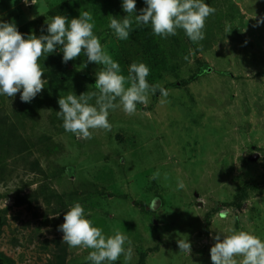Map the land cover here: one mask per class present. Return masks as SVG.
<instances>
[{
  "label": "rangeland",
  "instance_id": "374dc122",
  "mask_svg": "<svg viewBox=\"0 0 264 264\" xmlns=\"http://www.w3.org/2000/svg\"><path fill=\"white\" fill-rule=\"evenodd\" d=\"M66 2L72 4L76 18L90 11L94 19L95 5H108V0H40L28 6L0 0V21H14L20 32L39 36L43 29L47 35L48 13ZM205 3L216 9L206 20L205 39L194 44L184 37L176 50L170 37L162 39L170 71L155 69L147 77L148 83L154 81L150 85L160 83L169 90L166 103H160L157 91L147 106L138 105L132 115L122 107L110 110L111 130L92 129L88 140L64 130L62 118L56 115L57 101L69 92L79 96L96 91L99 66L83 67L87 60L83 53L66 63L67 80H56L51 89L53 106L44 104L35 118L23 121L22 133L32 141L49 138L48 151L40 146L31 157L40 159L43 176L11 159L7 162L11 176L0 182V211L7 210L0 253L15 264H56L57 255L64 257L65 264H92L86 259L91 249L69 247L56 227L74 202L84 206L86 218L107 236L114 229L128 235L129 264H139L143 255V264H212L213 237L231 230L250 231L264 240V23L257 26L264 17V0ZM109 15L94 19V34L127 76L118 38L108 27ZM62 58L58 48L42 56L40 64L46 70V61L63 64ZM199 61L212 72L192 82ZM184 80L189 83L180 86ZM1 96L0 110L11 114L20 94ZM90 103L95 104V99ZM255 154L260 157L252 161ZM157 171L159 177L152 179ZM178 180L184 182L183 189H178ZM245 183L258 188L250 191L241 209L227 206ZM42 184L64 195L65 207L51 203L48 208L40 199L29 209L27 197ZM17 200L25 202L17 205ZM221 208L230 210L223 220L217 215ZM183 234L191 242L190 256L180 252L176 243ZM114 264H125L124 256Z\"/></svg>",
  "mask_w": 264,
  "mask_h": 264
},
{
  "label": "clouds",
  "instance_id": "9594fccd",
  "mask_svg": "<svg viewBox=\"0 0 264 264\" xmlns=\"http://www.w3.org/2000/svg\"><path fill=\"white\" fill-rule=\"evenodd\" d=\"M21 2L28 6V0ZM143 2L146 6L139 10V15L137 0H122V10L126 15L108 16V27L119 40L129 39L135 23L137 26L151 25L153 34L162 39L183 30L192 43L199 44L205 39L207 18L216 11L205 0ZM32 4H35V0H32ZM260 23H264V17L258 20L257 26ZM46 25L47 35L43 34L42 29L37 36L34 33H21L14 21H0V95L14 98L19 93L23 103H31L48 83L43 79L45 68L41 66L40 58L59 48L65 64L83 53L87 57L83 67H87L88 63L99 66L95 73L96 91H87L79 96L69 92L57 101L60 111L56 115L62 118L64 130L78 139H91L92 129L110 131V110L122 107L126 114L132 115L138 105L147 106L150 96L157 91L160 93V103H166L169 90L160 83H148L150 68L145 63L133 62L128 68V75L122 74L120 64L106 51L100 37L94 34L95 21L90 11H82L78 18L70 20L65 15H56ZM202 48L201 44V51ZM93 99L95 104L90 103ZM159 175L157 171L152 179H157ZM177 185L178 189L185 187L182 180H178ZM229 211L221 208L217 215L223 220ZM63 220L58 226V231L63 233L62 242L72 248L91 249L86 259L92 264H114L121 255L125 264L131 261L132 248H125L126 244L131 245L128 235L114 229V234L107 236L102 228L94 226L93 221L86 218L81 203L74 202L64 213ZM180 237L176 241L180 252L190 256L192 246L188 234ZM213 239L215 243L210 248L212 264H264V240L250 231L231 230V234L218 233Z\"/></svg>",
  "mask_w": 264,
  "mask_h": 264
},
{
  "label": "trees",
  "instance_id": "16d2710c",
  "mask_svg": "<svg viewBox=\"0 0 264 264\" xmlns=\"http://www.w3.org/2000/svg\"><path fill=\"white\" fill-rule=\"evenodd\" d=\"M114 5L116 8H114ZM71 3H61L55 9L50 10L48 13L49 18L56 15H65L70 19L76 18L73 8L71 7ZM146 5L143 0H137V15H139V10L144 8ZM94 19H100L107 14L111 13L116 17H123L126 13L122 10V0H108V5H95L94 8ZM113 32V31H110ZM23 34H28L26 31H21ZM184 37L188 38L184 31L182 32L178 30L177 35L170 36V39L173 41V50H176L180 45L181 39ZM162 38L156 36L151 31V25L146 26H137L135 23L132 25V31L128 40H119V49H120V57L124 60L125 66H123V70L128 72L129 66L133 62H143L149 68L150 71L156 69L157 72H169L168 65H170L169 60L164 54L162 48ZM54 59L46 61L48 64L47 69L45 70V75L43 79H46L48 83L45 85V93L42 98H38L37 96L31 101V103H23L19 100L18 107L11 110V114L5 113L3 110H0V182L4 181L5 178L10 177V172L8 173V163L11 159H13L14 163L19 162L29 169L30 172L40 174L43 176L44 169L42 168L41 161L38 158L32 159L36 152L40 150V146L46 147V152L49 149V138L44 135L41 137H37L35 141H32L28 138V136L23 134V121L24 119H33L35 118V114L38 113L40 108L45 104L46 106L52 105L51 95H52V87L55 88L54 83L56 80L65 81L67 80L66 71H69V65L57 64L53 65ZM56 61V59H55ZM212 72V68L206 65L203 61H199L198 72L195 73L190 80L192 82L198 80L200 77ZM222 75H226V73L222 72ZM154 81H149V83H153ZM189 81H182L180 86L188 84ZM173 86H179L178 84ZM2 96L0 95V100ZM53 106V105H52ZM51 117L52 129H54L55 125V114ZM5 130V133L2 135V130ZM47 131V130H46ZM46 134V133H45ZM119 138V137H118ZM8 162V163H7ZM257 185L245 183L241 185L233 198V201L227 206L234 208L235 210H239L242 208L243 203L248 199L250 191L257 189ZM28 199V208L31 209V205L34 201L42 200L48 205V208L52 204H56V206L65 207L64 195H60L54 189H51L49 185L42 184L38 191L34 192V195H30L27 197ZM24 200H17V205H23ZM52 203V204H51ZM7 210L3 212L0 211V236L2 234V228L6 224ZM59 225H56L58 228ZM56 264H65V259L62 255H57L55 257ZM145 259V255L141 258V262L139 264H143V260ZM0 262H4L6 264H15V262L5 256L3 253H0Z\"/></svg>",
  "mask_w": 264,
  "mask_h": 264
},
{
  "label": "water",
  "instance_id": "95a60500",
  "mask_svg": "<svg viewBox=\"0 0 264 264\" xmlns=\"http://www.w3.org/2000/svg\"><path fill=\"white\" fill-rule=\"evenodd\" d=\"M259 157H260V156H259L258 154H255V155L251 156L250 159H251L252 161H256V160L259 159Z\"/></svg>",
  "mask_w": 264,
  "mask_h": 264
},
{
  "label": "crops",
  "instance_id": "0c3cea01",
  "mask_svg": "<svg viewBox=\"0 0 264 264\" xmlns=\"http://www.w3.org/2000/svg\"><path fill=\"white\" fill-rule=\"evenodd\" d=\"M18 1H20V3H21V0H18ZM40 0H35V4L37 3V2H39ZM28 4H30V5H32V0H28Z\"/></svg>",
  "mask_w": 264,
  "mask_h": 264
}]
</instances>
